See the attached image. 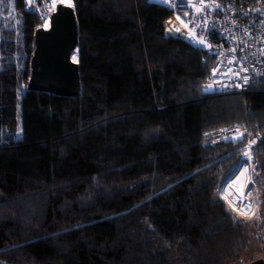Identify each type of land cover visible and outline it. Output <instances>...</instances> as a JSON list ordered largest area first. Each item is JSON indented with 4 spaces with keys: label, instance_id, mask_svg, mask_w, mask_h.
Wrapping results in <instances>:
<instances>
[{
    "label": "trees",
    "instance_id": "trees-1",
    "mask_svg": "<svg viewBox=\"0 0 264 264\" xmlns=\"http://www.w3.org/2000/svg\"><path fill=\"white\" fill-rule=\"evenodd\" d=\"M71 1L78 99L27 91L41 23L16 0V42L0 19V264H241L247 223L216 191L243 130L264 201V80L205 94L212 59L165 37V7Z\"/></svg>",
    "mask_w": 264,
    "mask_h": 264
},
{
    "label": "built area",
    "instance_id": "built-area-1",
    "mask_svg": "<svg viewBox=\"0 0 264 264\" xmlns=\"http://www.w3.org/2000/svg\"><path fill=\"white\" fill-rule=\"evenodd\" d=\"M67 1L73 6L71 0ZM150 1L169 12L161 26L166 38L185 41L211 57L212 66L203 93H243L264 80V0ZM15 2L0 0V19L6 31L14 32L12 39L17 42L20 26ZM58 4L62 0H24L23 8L46 28ZM21 53L13 62L17 68L22 66L21 58L27 59V54ZM228 134L232 135L228 141L245 142L246 155L256 151L260 143L258 136L247 131L233 129Z\"/></svg>",
    "mask_w": 264,
    "mask_h": 264
},
{
    "label": "water",
    "instance_id": "water-1",
    "mask_svg": "<svg viewBox=\"0 0 264 264\" xmlns=\"http://www.w3.org/2000/svg\"><path fill=\"white\" fill-rule=\"evenodd\" d=\"M33 43L27 91L80 98L79 25L74 7L58 4L49 25L35 30ZM74 56H77L76 61ZM249 264H264V259Z\"/></svg>",
    "mask_w": 264,
    "mask_h": 264
},
{
    "label": "rangeland",
    "instance_id": "rangeland-1",
    "mask_svg": "<svg viewBox=\"0 0 264 264\" xmlns=\"http://www.w3.org/2000/svg\"><path fill=\"white\" fill-rule=\"evenodd\" d=\"M231 136L228 134L225 140H230ZM234 137L236 136L233 139L237 141L238 137ZM238 142L243 144L238 165L229 178L218 186L216 197L247 223L249 247L241 257V264H249L264 259V201L262 187L257 186L255 177V151L246 155L245 142Z\"/></svg>",
    "mask_w": 264,
    "mask_h": 264
},
{
    "label": "bare ground",
    "instance_id": "bare-ground-1",
    "mask_svg": "<svg viewBox=\"0 0 264 264\" xmlns=\"http://www.w3.org/2000/svg\"><path fill=\"white\" fill-rule=\"evenodd\" d=\"M62 4L70 6V3L67 0H62ZM73 60L76 61L77 60V56H74Z\"/></svg>",
    "mask_w": 264,
    "mask_h": 264
}]
</instances>
